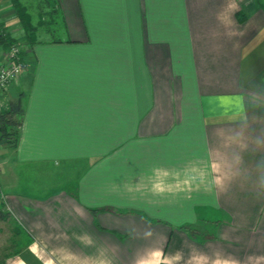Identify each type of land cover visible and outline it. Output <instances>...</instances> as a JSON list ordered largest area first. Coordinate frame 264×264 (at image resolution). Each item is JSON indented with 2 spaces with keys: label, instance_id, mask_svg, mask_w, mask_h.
Masks as SVG:
<instances>
[{
  "label": "crops",
  "instance_id": "crops-1",
  "mask_svg": "<svg viewBox=\"0 0 264 264\" xmlns=\"http://www.w3.org/2000/svg\"><path fill=\"white\" fill-rule=\"evenodd\" d=\"M41 2L0 264H264V0Z\"/></svg>",
  "mask_w": 264,
  "mask_h": 264
},
{
  "label": "trees",
  "instance_id": "trees-1",
  "mask_svg": "<svg viewBox=\"0 0 264 264\" xmlns=\"http://www.w3.org/2000/svg\"><path fill=\"white\" fill-rule=\"evenodd\" d=\"M19 19L26 41L33 44L37 39V26L32 21L27 8L18 0H10ZM18 44L17 40L7 31V27L0 21V49L7 51L11 45ZM24 52L21 51V54ZM23 115L22 98L11 100L7 109L0 113V135L6 136L7 142L15 147L18 140V127ZM1 139V138H0ZM3 203L0 202V219L3 217ZM30 238L26 236V243Z\"/></svg>",
  "mask_w": 264,
  "mask_h": 264
},
{
  "label": "built area",
  "instance_id": "built-area-1",
  "mask_svg": "<svg viewBox=\"0 0 264 264\" xmlns=\"http://www.w3.org/2000/svg\"><path fill=\"white\" fill-rule=\"evenodd\" d=\"M21 51L20 46L15 44L11 45L4 54V61L0 64V91L6 89L28 67L29 64Z\"/></svg>",
  "mask_w": 264,
  "mask_h": 264
},
{
  "label": "rangeland",
  "instance_id": "rangeland-1",
  "mask_svg": "<svg viewBox=\"0 0 264 264\" xmlns=\"http://www.w3.org/2000/svg\"><path fill=\"white\" fill-rule=\"evenodd\" d=\"M21 4H26V5H28V8H30V11L33 13V12H35L37 9H34V8H36V6L38 5V4H42V2H41V0H18ZM9 4V3H8ZM25 6V5H24ZM26 7V6H25ZM27 8V7H26ZM28 10V9H27ZM18 22V21H17ZM12 29V28H11ZM7 31L10 33V31L7 29ZM21 32V31H20ZM19 32V33H20ZM19 33L16 31V30H14V28H13V36H15V39L17 40V43H18V45L20 46V48L21 49H24L23 47V43H22V38H19L20 36H19ZM22 34V33H21ZM5 54L6 53V51H4L3 52V50L2 49H0V54ZM3 61H4V58H3ZM3 61H2V63H3ZM1 63V64H2ZM10 147L12 148L13 146H11L10 145ZM5 227H11L10 225H3V228L5 229ZM27 237H30L31 235L30 234H28V232H27ZM11 237V234L9 235V238ZM1 246V245H0ZM10 253V252H9ZM6 254V251H2L1 250V247H0V257L2 256V255H5Z\"/></svg>",
  "mask_w": 264,
  "mask_h": 264
}]
</instances>
